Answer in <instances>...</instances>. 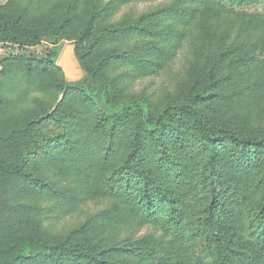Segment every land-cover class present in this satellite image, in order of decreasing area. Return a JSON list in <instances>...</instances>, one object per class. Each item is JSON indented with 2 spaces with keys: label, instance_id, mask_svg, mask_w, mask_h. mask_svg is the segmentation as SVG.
<instances>
[{
  "label": "trees",
  "instance_id": "16d2710c",
  "mask_svg": "<svg viewBox=\"0 0 264 264\" xmlns=\"http://www.w3.org/2000/svg\"><path fill=\"white\" fill-rule=\"evenodd\" d=\"M0 44V264H264V0H6Z\"/></svg>",
  "mask_w": 264,
  "mask_h": 264
},
{
  "label": "rangeland",
  "instance_id": "374dc122",
  "mask_svg": "<svg viewBox=\"0 0 264 264\" xmlns=\"http://www.w3.org/2000/svg\"><path fill=\"white\" fill-rule=\"evenodd\" d=\"M5 2L6 0H0V5H3ZM148 5L149 4H131L129 6L123 7L120 10L118 16L122 15L123 13H132L136 16L147 9ZM69 44L71 43L67 41H61L57 45H52L49 42L43 41L41 46L32 48L29 50V52L33 51L35 53H43V50L50 49L56 52L55 58L58 60L63 49ZM187 45L188 44L185 43L183 49L178 51L174 64L165 73L162 72V74L158 76L152 75L150 77L146 76L135 79L128 88V91L132 93L133 97H139L141 94H143L149 96L152 100L157 101V99L167 91L171 92L173 87L180 82L181 78L184 76L186 70L189 67L190 54H188L187 50L185 49L187 48ZM0 50H2L0 51V55L2 57L6 56V51L1 47V44ZM53 131H55L54 127L49 123H46L44 126V132L51 134ZM79 217L80 218L77 221L76 217H60L59 219H50V221H47V224H50V226L55 230H60L62 227H70L83 219L81 216Z\"/></svg>",
  "mask_w": 264,
  "mask_h": 264
},
{
  "label": "water",
  "instance_id": "95a60500",
  "mask_svg": "<svg viewBox=\"0 0 264 264\" xmlns=\"http://www.w3.org/2000/svg\"><path fill=\"white\" fill-rule=\"evenodd\" d=\"M56 67L61 70L66 82L75 81L82 75L74 54L73 44H69L63 49L56 62Z\"/></svg>",
  "mask_w": 264,
  "mask_h": 264
},
{
  "label": "crops",
  "instance_id": "0c3cea01",
  "mask_svg": "<svg viewBox=\"0 0 264 264\" xmlns=\"http://www.w3.org/2000/svg\"><path fill=\"white\" fill-rule=\"evenodd\" d=\"M0 51H2V50H0ZM0 57H1V55H0Z\"/></svg>",
  "mask_w": 264,
  "mask_h": 264
}]
</instances>
